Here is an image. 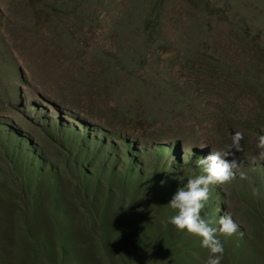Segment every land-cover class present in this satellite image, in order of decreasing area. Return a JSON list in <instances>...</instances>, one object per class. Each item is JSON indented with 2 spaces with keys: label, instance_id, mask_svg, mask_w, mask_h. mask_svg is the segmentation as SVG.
Masks as SVG:
<instances>
[{
  "label": "rangeland",
  "instance_id": "rangeland-1",
  "mask_svg": "<svg viewBox=\"0 0 264 264\" xmlns=\"http://www.w3.org/2000/svg\"><path fill=\"white\" fill-rule=\"evenodd\" d=\"M235 131L201 216L264 264V0H0V264H204L167 205Z\"/></svg>",
  "mask_w": 264,
  "mask_h": 264
},
{
  "label": "clouds",
  "instance_id": "clouds-1",
  "mask_svg": "<svg viewBox=\"0 0 264 264\" xmlns=\"http://www.w3.org/2000/svg\"><path fill=\"white\" fill-rule=\"evenodd\" d=\"M243 139L244 133L235 131L231 134V144L222 149L213 148L207 156L199 158L196 164L201 170L200 174L178 187L167 205L174 213L168 217V223L177 231H186L199 238L201 247L209 251L210 255L204 264H222L224 246L217 238L218 234L228 238L240 229L230 212L219 218L216 222L218 227H213V220L202 217L201 211L210 199L211 185L230 183L237 175L241 179L247 178L243 162L237 156V153L243 151ZM256 148L258 155L252 157V162H264V134L256 137ZM252 195L258 197L260 190L254 187Z\"/></svg>",
  "mask_w": 264,
  "mask_h": 264
},
{
  "label": "trees",
  "instance_id": "trees-1",
  "mask_svg": "<svg viewBox=\"0 0 264 264\" xmlns=\"http://www.w3.org/2000/svg\"><path fill=\"white\" fill-rule=\"evenodd\" d=\"M82 143H83V142H82ZM158 151H159V150H158ZM132 161H133L132 158L129 157V158H128V162L130 163V164H129L130 167H129V169H126V177H127V178H130V177L132 176V174H131V173H133L132 170H134V168H135V167H134L135 164H134ZM136 166H137V165H136ZM135 175H136V178L138 179V178H139V171H138L137 174H135ZM137 179H136V180H137ZM166 182H167V183H166V188H171V186H170L171 184L169 183L170 181L168 180V181H166ZM129 184H131V183L128 182V185H129ZM132 185H133V187H136V186H137V182H136V183H135V182L132 183L131 186H132ZM163 195H164V194H163ZM158 204H159V201H158V203L156 204V208H157Z\"/></svg>",
  "mask_w": 264,
  "mask_h": 264
}]
</instances>
